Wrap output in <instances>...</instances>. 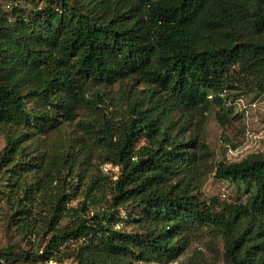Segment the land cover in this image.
Segmentation results:
<instances>
[{"label": "trees", "instance_id": "trees-1", "mask_svg": "<svg viewBox=\"0 0 264 264\" xmlns=\"http://www.w3.org/2000/svg\"><path fill=\"white\" fill-rule=\"evenodd\" d=\"M126 82L133 100L104 119L101 89ZM130 82L145 89L133 93ZM235 92L264 94V0H0V131L46 135L87 110L85 131L100 134L104 164L118 169L107 199L68 208L58 190L40 219L45 250L25 260L59 262L71 243L78 264H174L208 236L223 243L224 264H264V155L214 168L217 180L253 183L251 205L206 200L212 155L191 131ZM22 133L8 137L0 177L33 172L42 190L62 167L72 174L69 151L41 173L40 164L18 163L29 154ZM23 183L15 211L34 219L32 185Z\"/></svg>", "mask_w": 264, "mask_h": 264}, {"label": "rangeland", "instance_id": "rangeland-1", "mask_svg": "<svg viewBox=\"0 0 264 264\" xmlns=\"http://www.w3.org/2000/svg\"><path fill=\"white\" fill-rule=\"evenodd\" d=\"M10 7L11 4L5 5L6 10H10ZM130 84L133 93L145 89L137 83ZM129 86L126 82L124 85L117 84L101 89L100 95L105 103L99 104L98 112L104 119L112 118L117 109L126 110V101L133 100ZM227 99L223 108H210L204 123L197 126L196 122L191 127V131L199 135L212 155L207 163L208 173L202 185V195L206 200L216 197L221 202L251 205L256 196L254 184H234L217 180L214 177V168L220 162L232 163L251 155H264V94L235 92ZM219 112L228 114L231 122L226 126H222L217 120ZM93 117L87 110L82 111L72 123L64 122L46 135H39L36 131L28 134V129L25 128H6L0 131V157L8 144V137H17L24 132L26 136L22 137V148H26V153L29 154L16 161L20 163L29 160L33 164H40V173L45 167L53 166L54 156L69 151V154L75 157L69 162L74 164L72 174L68 175V168L62 167L63 174L56 175L53 181L41 180L42 190L33 187L39 178L38 174L35 178L33 172H20L19 177L12 179L7 172L0 177V250L7 249L8 264H78L75 259L78 244L68 243L63 247L58 254L61 260L59 262H27L23 255L29 252L37 256L44 252L49 236H44L40 219L47 213L48 202L52 201L58 190L65 191L69 201L68 208L81 207L93 195L101 199L109 197L110 181L116 179L118 169L104 164V151L95 142L100 134L85 131L86 124ZM11 165L13 163L4 166L3 171ZM24 181L32 185L29 193L33 199L31 204L28 203V207L32 206L37 219L27 218L15 211V200L24 195ZM18 185H21V188H18ZM120 212V219H127L126 210L122 209ZM174 264H224V245L221 242L211 243L210 237L201 236Z\"/></svg>", "mask_w": 264, "mask_h": 264}]
</instances>
